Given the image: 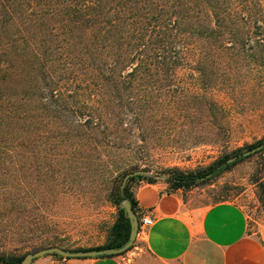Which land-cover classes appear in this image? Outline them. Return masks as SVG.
I'll use <instances>...</instances> for the list:
<instances>
[{"label":"rangeland","instance_id":"obj_1","mask_svg":"<svg viewBox=\"0 0 264 264\" xmlns=\"http://www.w3.org/2000/svg\"><path fill=\"white\" fill-rule=\"evenodd\" d=\"M225 21L180 48L167 79L92 70L6 90L21 105L0 124L1 256L104 245L121 207L114 200L139 180L123 183L127 173L170 186L174 171L198 172L264 138V0ZM184 190L237 204L257 233L264 148Z\"/></svg>","mask_w":264,"mask_h":264},{"label":"trees","instance_id":"obj_2","mask_svg":"<svg viewBox=\"0 0 264 264\" xmlns=\"http://www.w3.org/2000/svg\"><path fill=\"white\" fill-rule=\"evenodd\" d=\"M249 6L250 0H0V124L21 105V97L9 94L25 83L36 86L33 79L43 74L82 79L94 70L93 76L167 79V61L181 57L180 48L225 26L227 15ZM258 146L264 148V138L246 152ZM243 153L233 160L219 158L198 172L174 171L170 187L205 182L250 154ZM134 179L143 176L129 181ZM125 198L136 212L127 188L114 203L120 206ZM129 233L130 221L119 207L108 241L92 248L119 247ZM81 249L91 248L71 250ZM24 255H0V264H20Z\"/></svg>","mask_w":264,"mask_h":264},{"label":"crops","instance_id":"obj_3","mask_svg":"<svg viewBox=\"0 0 264 264\" xmlns=\"http://www.w3.org/2000/svg\"><path fill=\"white\" fill-rule=\"evenodd\" d=\"M132 195L137 211L153 224L131 251L83 258L45 254L31 264H264V229L251 231L237 204L201 203L190 191L160 181H135Z\"/></svg>","mask_w":264,"mask_h":264},{"label":"water","instance_id":"obj_4","mask_svg":"<svg viewBox=\"0 0 264 264\" xmlns=\"http://www.w3.org/2000/svg\"><path fill=\"white\" fill-rule=\"evenodd\" d=\"M260 147L261 146H258L257 149H259ZM255 150L256 149H251L250 151L244 152L243 154H249L254 152ZM233 159H235V156L231 157L229 160H233ZM139 174H144V172L140 170H136L127 173L124 176L123 183H125L128 178ZM120 206L122 209H124V211L126 212V216L130 221L129 237L123 245L119 247L91 248V249H81L77 251L65 249L59 246H48V247L40 248L36 251L26 253L23 256L20 264H31V262L35 258L50 253H56L60 256L67 258H83V257H97V256H112L127 252L133 246L136 240L139 221H138V216L131 207V204L128 199L126 198L123 199Z\"/></svg>","mask_w":264,"mask_h":264},{"label":"built area","instance_id":"obj_5","mask_svg":"<svg viewBox=\"0 0 264 264\" xmlns=\"http://www.w3.org/2000/svg\"><path fill=\"white\" fill-rule=\"evenodd\" d=\"M136 214L138 216V221H139V227H138L137 237L138 238L139 237L142 238L143 236H145L147 230L153 224V220L148 215H145L143 213H139L137 211V207H136Z\"/></svg>","mask_w":264,"mask_h":264}]
</instances>
